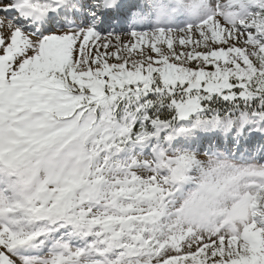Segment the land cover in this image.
I'll use <instances>...</instances> for the list:
<instances>
[{
	"label": "snow or ice",
	"instance_id": "snow-or-ice-1",
	"mask_svg": "<svg viewBox=\"0 0 264 264\" xmlns=\"http://www.w3.org/2000/svg\"><path fill=\"white\" fill-rule=\"evenodd\" d=\"M0 264H264V0H0Z\"/></svg>",
	"mask_w": 264,
	"mask_h": 264
}]
</instances>
